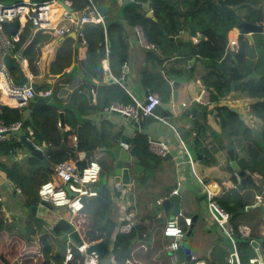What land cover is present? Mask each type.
Here are the masks:
<instances>
[{"label": "crops", "instance_id": "crops-1", "mask_svg": "<svg viewBox=\"0 0 264 264\" xmlns=\"http://www.w3.org/2000/svg\"><path fill=\"white\" fill-rule=\"evenodd\" d=\"M130 1L132 0H71L72 4L76 6L72 5V8H85V13L90 15L94 12L91 7L92 4L103 20L102 22H88L79 27L84 32L85 43H81L80 36L76 34L79 28L76 32L72 31L63 37L53 39L49 34L30 27L19 50L24 56L25 67L33 74L34 85L47 83L51 85V89H55L56 86L60 87L59 97H65V101L62 102L58 110L59 113H63L64 117V127L60 128L63 131L68 130L70 128L68 124H71L77 118L80 147L83 124H90L94 131L99 134L104 132V138L108 134L110 140L117 132L119 133L117 140H112L114 146L111 148V152L114 155V167L119 158V151L122 148L121 135L129 136L130 144L127 151L129 154L130 183L126 184L122 191L116 190L114 185V167L112 173L102 179L114 190L112 199L119 230L122 222L127 221L131 225L137 220L145 222V219L150 221V223L145 222L150 231L161 230L166 219L172 217V215L169 211H165L161 203H157V200H162L164 197L160 192L165 187L171 186L170 194L174 188H178L177 193L181 194V214L192 218V224L187 227L182 218L179 217V224L185 230V233L188 230L191 231L189 237L184 235L179 240V244H186V241L190 240V250L193 258L191 264H199L201 261H205V264H227L230 254L233 252L237 255L239 264H247V262L249 264H264V238L260 237L251 240L253 248H243L242 253H240L234 235L233 245L210 214L203 185V180H206L207 186H213V196L223 194L229 190H236L237 193L243 192L247 185H240V177L237 171L232 168L228 150L233 151L240 167L252 175L257 183L258 178L262 174L264 175V149L257 147L255 155H252L250 148L254 144L252 141L222 134L218 118L213 112L198 110L194 118L187 114L184 107L188 106L202 89L209 88L203 78L208 73V64L200 54L186 57L182 54L170 53L171 46L166 44V42H163V46H158L154 43L153 48L142 46L135 35V28L139 27L142 29V26L140 24H132L125 16L124 6ZM153 1L147 0L143 2L141 11L144 17L157 21L154 14ZM163 1L169 7H172L174 24H170L167 21V27L172 29L174 34L170 35V38L176 41L175 43L178 44L177 47L180 51L185 48L182 44L183 42L192 41L193 43H198L208 40L206 33L223 34L227 38L225 53L228 51L230 55L224 61L230 60L236 52L228 43L229 37L233 35L244 38L243 51L246 59L250 58V54L256 51L254 43L259 42L261 37L258 34H254V41L251 43L245 35L240 34L235 23L237 18L243 19L247 15V7L244 0ZM147 2L153 12L151 17L147 16V9L144 6V3ZM262 11L264 14V1ZM59 17L55 19H58L59 24H63L64 22H61ZM178 22L182 24V27L175 31L174 26ZM25 23L19 22L21 31ZM108 23L115 24L110 28L109 35L106 30ZM189 24L195 28L197 36L190 33ZM95 25L101 26L103 40L93 30ZM160 26H162L161 23ZM194 36L198 38L197 41L193 40ZM102 41L105 42V46L104 57L101 59L102 70H100L97 63V55ZM45 44H49L52 47L50 54L47 53L44 47ZM259 47L263 49L262 44ZM122 50H125L126 60L122 65H119L118 61L122 55L120 53ZM183 53L186 54L187 50L184 49ZM84 64L92 69L93 75L86 72ZM243 65L247 64L243 63ZM125 66H127L126 72H124ZM254 69L257 74L260 73L255 66ZM106 71H109L110 75L115 79L114 82H106ZM125 74L127 75L126 86L118 81ZM262 75L260 73L257 78ZM13 78L14 80L19 79V72L16 69ZM174 82H177L176 86H174ZM112 83L119 84L129 96L132 93L138 99H143L146 93L149 92L156 94L161 99V102L155 108V113L165 120L162 121L154 116L142 117L138 121L140 127L135 131L136 128L123 115L115 111L106 110L109 96L102 87L105 84ZM134 86L138 87L139 95L133 91L132 88ZM173 92H176V94ZM117 99L119 98L113 100ZM113 100H110V102ZM258 103H261L260 105L262 106H258ZM1 104L3 103L1 102ZM213 105H227L236 111L241 118L245 119L244 122L249 127L258 131L259 136L263 134L264 128L262 124H264V121L257 114V111L264 108V97H249L240 91L230 90L220 96L219 99L213 101ZM208 109L212 108L208 107ZM185 111L186 113H184ZM201 122H206L208 128L201 145L205 151L193 154L195 160L194 169L201 180L200 182L185 163V157L178 137L186 142L185 138L181 136L182 133L186 136L187 133L190 136H194L195 130L197 131L200 128ZM77 129L75 135L77 136V141H74L75 147L79 136ZM212 131L220 138H214ZM139 132L144 133L148 139H155L165 143L170 150L166 156L158 155L162 157V161L155 167L153 178L147 179L144 184L139 183L145 173L144 167L135 161L131 144L132 139ZM192 144L191 142L187 144L188 148L189 145L193 146ZM36 147L39 148L37 145ZM82 151L85 153L84 150ZM75 152L76 158L69 160L76 162L79 158V152L76 149ZM42 153L46 159L44 149ZM208 154L214 158V162L210 161ZM29 156L31 155L26 147L18 149L17 159L19 162H23ZM228 157L232 171L226 166ZM256 162L257 169L252 173L248 169L254 166ZM54 166L55 164L52 167L53 169ZM51 172L45 173L42 176V180ZM0 196V215L3 216L6 222V226L0 230V264H8L5 262V258L8 257H10V264H25L30 259L33 260L34 264L37 258L36 246L30 242H27L24 247L20 245L28 236L30 219L32 216L36 217L52 228L54 221L58 220L59 215L55 214L50 208L45 207L40 200L36 204L29 206L24 199L21 188L8 178L2 169H0ZM256 198V202L260 204L256 207H259L264 213V203L261 200V194H257ZM33 206L36 207L34 212L32 210ZM171 208L172 204L169 206V209ZM72 215L69 222L75 226ZM242 227L249 229V233L246 235L249 236L250 228L242 224L239 226V231ZM169 240L170 238L165 236V243ZM14 243L19 245H17L18 251L14 255L13 253L10 255V251H15L13 248ZM144 248L145 244L142 240L135 242L132 246L133 256L126 264H147L143 253ZM169 255L171 263L176 264V257L170 253ZM86 257L91 261H96L97 264L94 255L86 254ZM91 261L86 259V263H84L90 264ZM74 264L77 263L74 262ZM180 264H187V262Z\"/></svg>", "mask_w": 264, "mask_h": 264}, {"label": "trees", "instance_id": "trees-1", "mask_svg": "<svg viewBox=\"0 0 264 264\" xmlns=\"http://www.w3.org/2000/svg\"><path fill=\"white\" fill-rule=\"evenodd\" d=\"M145 1L147 0H132L124 6L127 20L132 24H140L143 34L148 41L156 43L158 46H163V42L170 45V53L172 54H182L186 57L200 54L209 67L208 73L203 78L206 80V85L209 86L211 100L215 101L219 99L220 96H223L230 90L240 91L249 97H264V41L260 40L254 43L255 47L257 43L259 46L262 44L263 47L261 52L256 53L255 64L251 63L249 58L246 59L243 51L245 42L242 36L239 38V49L230 60L224 62H221V58L226 51L225 44L227 38L223 34L206 33L205 35L209 38L208 40L198 43H193L192 41L183 42L184 49L187 50L185 54L183 53L184 49L180 51L177 47L178 44L175 43L176 41L170 38V35L174 33L171 28L167 27V21L170 24H174L172 7L165 4L163 0H154V14L157 21H153L142 14V3ZM244 1L246 2L247 15L243 19L256 23H264L262 11L264 0ZM73 6L76 7L75 5ZM243 19L237 18L235 23L238 24ZM160 23L162 26H160ZM19 25L18 19H14L5 23V30L8 34H11L20 27ZM114 25L108 23L106 26L108 35L110 28ZM30 27L31 24L26 22L20 34V41L15 45V50H19L20 46L24 43ZM179 27H182V24L178 22L174 26L175 31ZM93 30L103 40L101 26L95 25ZM104 46L105 42L102 41L97 55V63L100 70H102L101 59L104 57ZM120 53L122 55L118 62L119 65H122L126 60V53L125 50H122ZM243 63L247 65H243ZM254 66L256 68L261 67L262 71L259 70L258 72L263 75L259 78L256 77L246 81L244 78L254 69ZM84 67L87 73L93 75L91 68L85 64ZM10 72L13 76L15 69H11ZM34 87L36 90H40L50 88L51 85L47 83L35 84ZM102 88L109 96L106 107L112 102L122 104L132 103V98L119 84H105ZM59 90L60 87L56 86L55 89H52L50 96H35L21 107H8L0 102V122L6 126L17 121L21 122L20 130L11 131L3 139H0V169L21 188L25 197L24 199L29 206L36 204L39 200L38 188L42 182V176L49 171H53L52 167L54 164L76 158L73 136L76 135V129L79 124H77L76 118L71 124H68L70 125L68 130H61L58 124V110L62 102L65 101V97H59ZM115 98L119 99L113 100ZM110 100L113 101L110 102ZM260 104L258 103L257 105L262 106ZM215 108L222 134L252 141L254 143L250 147L252 155H255L257 147L264 149V129L263 134L259 136L258 131L249 127L241 120L240 115L227 105H217ZM257 109L259 110V108ZM257 112L264 121V108ZM200 124V128L197 131L195 130L194 136H190L189 133H187V136L183 133L181 135L185 138L187 144L193 143L191 150L193 154L205 151L201 145L208 128L206 122H201ZM83 125L81 148L85 151V157L81 165H85L89 160L96 159L100 164V175L99 181L96 183L97 196L94 198L84 197L82 209L72 215V220L79 232L81 243L72 241L68 244L64 240L67 231H62L58 234L46 222L32 216L28 223V236L20 245L24 247L27 242H30L36 246L37 258L35 264H71L77 259H79L77 264H84L86 254L81 253L78 247L82 243L86 244L103 239L107 246L106 256L101 260H97V264H126L133 256L132 246L135 242L142 240L145 244L143 253L147 264H172L169 259V252L164 249L165 235L163 228L161 230L150 231L147 223L143 220H137L131 224L127 232H122L118 229V221L115 217L116 210H114L112 199L114 190L103 182L102 179L112 173L114 167V155L111 152V148L114 146L112 140H117L119 133L117 132L110 140L108 134L104 138V132L99 134L97 131H94V128L90 124ZM262 125L264 128V124ZM21 134L29 138L35 145L44 147V155L48 163L47 167H43L40 164V159L34 155L27 157L23 162L18 161V149L25 148V144L20 138ZM212 136L216 139L220 138L213 131ZM131 144L135 161L144 167L145 173L139 180L140 184H144L147 179L153 178L154 169L162 161V157L149 149L148 138L142 132L134 136ZM208 156H210V161H215L210 154ZM226 166L232 171L229 157L227 158ZM256 167L257 162L254 166L249 167L248 170L253 173L257 169ZM206 183L207 181L203 180V184ZM238 186L240 187L239 183ZM246 187L241 193H237L236 190H229L223 194L212 196V200L229 213V222L233 227L236 245L240 253H242L243 248H253L251 240L260 237L264 238V213L262 210L259 207L245 210L246 206L256 202L257 194H261V200L264 203V175L262 174L258 178L257 186L247 185ZM170 191L171 186H168L160 193L165 197L169 196ZM242 224L250 228L249 236L244 237L239 231V226ZM5 226L6 222L3 216L0 215V230ZM13 245L15 251H10V255L12 253L14 255L18 251V244L15 245L14 243ZM67 246L71 247L74 255L73 259L69 261H65ZM9 258H5V262L8 264H10Z\"/></svg>", "mask_w": 264, "mask_h": 264}, {"label": "built area", "instance_id": "built-area-1", "mask_svg": "<svg viewBox=\"0 0 264 264\" xmlns=\"http://www.w3.org/2000/svg\"><path fill=\"white\" fill-rule=\"evenodd\" d=\"M67 6L72 7L71 0H19L13 2L0 0V101L5 106L21 107L35 96L48 97L52 93L51 88L35 89L33 74L25 67V59L21 50H15V45L20 41L21 27L15 32L8 34L5 30V23L14 19H18L19 22H29L31 27L47 33L51 38L56 39L72 31L76 32V30L85 23L103 21L92 4L91 7L94 12L91 15L85 13V8H72V10H69ZM58 17L61 22H64L63 24H59L58 19H55ZM76 34L80 36V42L85 43L84 33L81 28L78 29ZM135 35L142 46L148 48L154 47V43L145 38L141 28H135ZM196 36L193 37L194 41L198 40ZM228 43L237 51L240 46L239 36H230ZM44 47L48 54L52 52V47L49 46V44H45ZM7 53L11 56H19L18 61L20 67L27 77V82L25 84H15L10 70L3 61L4 55ZM130 96L132 98V103L122 104L119 102H112L106 107V110L125 113L137 121L142 117L148 116H154L162 121L165 120L155 113V108L160 104V98L156 94L150 92L146 93L143 99L136 98L132 93H130ZM195 100L211 107L213 114L217 117L216 108L213 105V101L210 99V91L208 89H202L195 97ZM20 128V121L14 122L9 126L0 122V139L5 137V135H2V131L7 129L15 131L20 130ZM178 138L185 157V163L201 182L194 169L195 160L193 153L188 148L186 142L180 137ZM73 140L77 141V136L74 135ZM148 146L153 153L160 156H166L170 152L165 143L155 139H148ZM99 175L100 164L96 159L89 160L85 165H81L80 167H78L73 160L60 161L55 164L51 174L43 178L40 183L38 188L39 200L55 206H63L65 210L69 211L71 214H75L82 209L84 197L94 198L97 196L96 183L99 181ZM114 185L115 189L119 191H122L124 188L121 182H115ZM203 185L210 214L234 245V230L229 223V213L212 200V190L206 184ZM177 192L178 188H174L172 191V193ZM157 203L160 204L161 199H158ZM213 210H216L218 216ZM179 217L182 218L185 226L189 227L192 224V218L181 214V212H179L178 215L166 219L163 233L166 237L170 238V240L165 243L164 249L169 253H172L178 247L179 240L185 235V230L179 224ZM74 227L75 226L72 224L71 228L64 236V240L68 244L73 241L70 236V231ZM130 227L131 225L129 222H122L120 224V231L126 232ZM240 232L242 236H246L249 233V229L247 227H242L240 228ZM78 249L81 253H84V244L80 245ZM73 257L74 255L71 247L67 246L65 261H69L73 259Z\"/></svg>", "mask_w": 264, "mask_h": 264}, {"label": "water", "instance_id": "water-1", "mask_svg": "<svg viewBox=\"0 0 264 264\" xmlns=\"http://www.w3.org/2000/svg\"><path fill=\"white\" fill-rule=\"evenodd\" d=\"M6 1L13 2V1H19V0H6ZM35 1H42V0H35ZM144 6L147 9V16L149 17L153 16V12L150 10L148 2L144 3ZM67 8L69 10H72V7L70 6H67ZM188 27H189L191 34L197 35L195 28L191 24H189ZM237 28L240 34L245 35V37L249 39L251 43L254 41V38H253L254 34L255 35L258 34L259 37H261V40L264 41V23L262 22L256 23V22H251L247 20H241L237 24ZM229 55H230V52L227 51L224 57L221 59V62H223ZM18 58H19L18 55L11 56L10 54L7 53L4 55L3 61L9 70L16 69L19 72V79L14 80L15 84L23 85L27 82V77L24 75L20 67ZM126 71H127V66L124 67V72ZM106 75H107L106 82L110 83V82L115 81V79L110 75L109 71H106ZM258 76L259 74H257L255 69H253L246 76L245 80H249L253 77H258ZM126 80H127L126 74L122 78L118 79V81L122 83L124 86L127 85ZM176 85H177V82H174V86ZM132 89L133 91H135L137 95H139V90L137 86H134ZM173 93L176 94V92H173ZM184 108H186L187 114H190L193 118L195 117L196 112L198 110H208L210 113H212V109H208L207 105L201 104L195 99H193L191 103ZM117 113L123 115L127 119V121L136 128L135 131H137V128L140 127V124L137 120L133 119L132 117L128 116L125 113H120V112H117ZM59 126L61 128L64 127V117H63L62 112L59 113ZM11 131L12 130L7 129L5 131H2L1 133L2 135H6L10 133ZM77 131L79 135V127ZM20 138L24 142L25 147L29 151L30 155L37 156L40 159V163L44 167H46L47 162H46V159L43 157V153H42V150L44 149V147H39V148L36 147V145L32 143L28 138H26V136L23 134H21ZM120 140H121L122 148L119 151V158L115 163L114 180L115 182L123 183V185L125 186L126 184L130 183L129 162H128L129 154L127 151L128 145L130 144V138L129 136L122 134ZM189 148L192 149V146L189 145ZM75 149L79 152L78 154L79 158L76 161V164L78 167H80L81 161L83 160L84 155H85V153L81 150V147H80V135L78 136V143ZM228 154H229V157L231 158L232 168L237 171L238 176L240 177V185L245 186L248 184H252V185L257 186V183L252 177V175L248 174L247 171H245L244 169L240 167L238 161L234 157L233 151L228 150ZM197 156L200 157L199 154H197ZM208 187L211 190H213V186L209 185ZM180 202H181V194L171 193L169 196L164 197L161 200V206L163 207L165 211H169L172 216H175V215H178V213L180 212ZM42 203L44 204L45 207L50 208L55 214L60 216V217L58 216V220H55L52 225V229L56 233L60 234L62 231L65 232L71 228V224L69 222L71 218V213L69 211L65 210L63 206H55L45 201H42ZM170 204H172L171 209H169ZM259 205H260L259 202H255L252 205L246 206L245 210L253 209L254 207L259 206ZM35 209L36 207L33 206L32 207L33 212ZM213 211L218 216V213L216 212V210H213ZM145 222L150 223L148 219H145ZM190 233L191 231L188 230L185 233V236L189 237ZM70 236L72 237L74 242L81 243V238L76 228H73L70 231ZM81 245H83V243ZM106 251H107V246L103 239H99V240L84 244V253L87 255H94L96 260L103 259L106 256ZM170 254H173L176 257V264H180L182 262H187V264H191V261L193 258H192V253L190 250V240L188 239L186 241V244H179L178 247ZM199 264H205V261H201ZM227 264H239L237 260V255L234 252L230 254V258Z\"/></svg>", "mask_w": 264, "mask_h": 264}, {"label": "rangeland", "instance_id": "rangeland-1", "mask_svg": "<svg viewBox=\"0 0 264 264\" xmlns=\"http://www.w3.org/2000/svg\"><path fill=\"white\" fill-rule=\"evenodd\" d=\"M255 48H256V51H255V52H252V54H250L251 57L249 58L250 62H251V63H254V64L256 63V58H255V57H256V53H258L259 51H260V52L262 51V49L259 47L258 43L256 44V47H255ZM257 67H258V66H257ZM261 67H262V65H261ZM261 67H258V68H257L258 71H259V70L262 71ZM245 78H246V77H245ZM245 78H244V79H245ZM241 120L244 121L245 119L241 118ZM87 257H88V256H87ZM87 257L85 258V263H86V259H88V261H91V260H90L89 258H87ZM78 261H79V259H77L75 262L77 263ZM85 263H84V264H85ZM25 264H33V260L30 259V261H29V260L26 261ZM34 264H35V263H34ZM92 264H96V261H94Z\"/></svg>", "mask_w": 264, "mask_h": 264}, {"label": "bare ground", "instance_id": "bare-ground-1", "mask_svg": "<svg viewBox=\"0 0 264 264\" xmlns=\"http://www.w3.org/2000/svg\"><path fill=\"white\" fill-rule=\"evenodd\" d=\"M91 258V257H90ZM94 261V260H93ZM93 261H91V262H93ZM91 262H90V264H91ZM87 264H89V263H87Z\"/></svg>", "mask_w": 264, "mask_h": 264}, {"label": "snow or ice", "instance_id": "snow-or-ice-1", "mask_svg": "<svg viewBox=\"0 0 264 264\" xmlns=\"http://www.w3.org/2000/svg\"><path fill=\"white\" fill-rule=\"evenodd\" d=\"M171 231V230H170Z\"/></svg>", "mask_w": 264, "mask_h": 264}]
</instances>
